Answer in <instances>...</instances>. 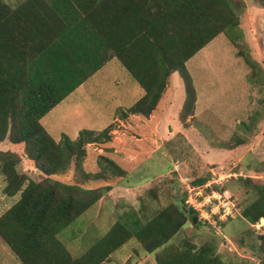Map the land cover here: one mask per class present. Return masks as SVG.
I'll return each mask as SVG.
<instances>
[{
    "label": "trees",
    "instance_id": "trees-1",
    "mask_svg": "<svg viewBox=\"0 0 264 264\" xmlns=\"http://www.w3.org/2000/svg\"><path fill=\"white\" fill-rule=\"evenodd\" d=\"M254 1L264 8V0ZM245 8V0H25L16 7L0 0V141L25 143L27 157L48 176L29 180L24 187L27 177L10 161L18 155L0 150V170L9 181L6 192L21 191L0 216V235L19 264H101L133 237L154 252L186 224L189 213L194 221L198 213L186 203V192L181 201L188 212L171 204L144 221V207L135 214L126 211L86 253L74 257L58 234L86 212L103 189L49 176L63 172L72 161H83L86 145L109 139L111 125L101 131L82 129L76 139L64 135L57 142L40 120L112 57L144 89L125 114L149 116L155 111L175 72L186 86L187 111L195 89L186 63L221 33L232 41L243 36L240 15ZM210 176L196 178L194 186H203ZM240 179L256 192V199L242 209V216L255 223L264 218V180ZM259 240L257 251L264 254V233ZM182 245L156 255L157 264H225L209 246L196 247L188 240ZM261 261L264 264V257Z\"/></svg>",
    "mask_w": 264,
    "mask_h": 264
},
{
    "label": "rangeland",
    "instance_id": "rangeland-1",
    "mask_svg": "<svg viewBox=\"0 0 264 264\" xmlns=\"http://www.w3.org/2000/svg\"><path fill=\"white\" fill-rule=\"evenodd\" d=\"M4 1L16 7L25 0ZM245 2L240 15L243 36L232 41L221 33L186 63L195 89L187 111L183 110L186 86L175 72L155 111L149 116L125 114L144 89L112 57L41 118L57 142L64 135L76 139L82 129L101 131L111 125L109 139L86 145L83 161H72L63 172L49 176L103 189L102 196L58 234L74 257L86 253L126 211L135 214L144 207L146 221L171 204L181 205L194 180L210 174L208 188L192 192L200 209L196 222L189 213L186 224L154 252L133 237L101 264H157L156 255L170 246L182 248L186 240L196 247H211L225 264H262L264 254L257 248L264 218L251 223L242 216V209L257 195L240 177L264 180V8L254 0ZM0 150L18 155L10 161L15 162L16 172L27 177L24 187L29 180L48 177L27 157L25 143L4 139ZM8 182L0 170V216L21 196V191L6 192ZM209 189L222 192L225 203L211 206L208 195L195 198L203 190L211 193ZM231 202L237 210L234 218L226 219ZM19 263L0 235V264Z\"/></svg>",
    "mask_w": 264,
    "mask_h": 264
},
{
    "label": "built area",
    "instance_id": "built-area-1",
    "mask_svg": "<svg viewBox=\"0 0 264 264\" xmlns=\"http://www.w3.org/2000/svg\"><path fill=\"white\" fill-rule=\"evenodd\" d=\"M208 187V185L207 184H204L203 186H194V188L193 189H189V194H188V196H187V200H186V203L187 204H189L191 207H193V209H195L197 212L200 210L199 208H198V206H197V202L198 201H196V202H194V197H193V194H192V192L194 191V190H199L200 188L201 189H206ZM203 190V191H204ZM201 192V194L200 195H198V196H195V198L198 200L199 198H201V197H205V196H207L208 195V197H206V198H208L209 199V202H210V204L209 205H215V204H218V203H222V202H224L225 200L223 199L224 197V195H223V193L222 192H220V191H214V190H212L211 191V193H208V194H205L204 192ZM206 198H204V199H206ZM202 199V198H201ZM224 201H223V200ZM225 203V202H224ZM232 205V206H231ZM231 205H230V210H229V212L232 210V212L230 213V214H228L227 216H229V215H231V216H233L234 214H235V210H234V208H236V205L234 204V203H232L231 202ZM223 208H225L224 206L222 207V209ZM200 212V211H199ZM226 212H228V211H226ZM228 212V213H229ZM202 214V213H201ZM226 216V217H227Z\"/></svg>",
    "mask_w": 264,
    "mask_h": 264
},
{
    "label": "water",
    "instance_id": "water-1",
    "mask_svg": "<svg viewBox=\"0 0 264 264\" xmlns=\"http://www.w3.org/2000/svg\"><path fill=\"white\" fill-rule=\"evenodd\" d=\"M181 207L184 211L188 212V207L184 203H181ZM197 220H198V217H194V222H196Z\"/></svg>",
    "mask_w": 264,
    "mask_h": 264
},
{
    "label": "crops",
    "instance_id": "crops-1",
    "mask_svg": "<svg viewBox=\"0 0 264 264\" xmlns=\"http://www.w3.org/2000/svg\"><path fill=\"white\" fill-rule=\"evenodd\" d=\"M258 139H259V138H258ZM258 139H257V140H258ZM260 142H261V141H260ZM255 147H256V151L259 152L258 148L261 147V146L259 147V143H257V144L255 145ZM234 151L238 154V145L236 146V148L234 149Z\"/></svg>",
    "mask_w": 264,
    "mask_h": 264
}]
</instances>
